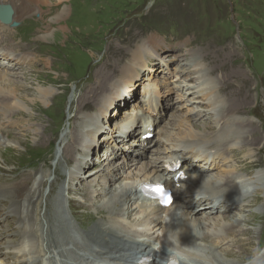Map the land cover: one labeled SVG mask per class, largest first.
Wrapping results in <instances>:
<instances>
[{
	"label": "rangeland",
	"instance_id": "obj_1",
	"mask_svg": "<svg viewBox=\"0 0 264 264\" xmlns=\"http://www.w3.org/2000/svg\"><path fill=\"white\" fill-rule=\"evenodd\" d=\"M62 7L51 11L39 5L38 13L22 17L13 28L0 23V29L14 37L9 40L11 45L21 47L25 42L30 43L36 56L33 59L32 53H20L27 60L21 59L14 64L16 53L0 48V71L17 74L13 78L6 75V80L12 82L3 86L5 91L0 98L9 96L18 101L22 109H12L15 114L12 117L0 116L3 121L0 125V185L8 187L22 183L23 188L27 182L31 183L29 187L36 186L40 177L43 181L40 195L34 198L37 206L32 214L34 222L21 234L23 237L35 233L37 242H27V239L19 242L18 237L12 235L15 232L11 228L16 220L0 222V252L14 257L6 262L0 259V264L25 262L30 256L35 258L37 254H32L35 250L39 258L43 256L41 229L36 224L54 218L44 216L51 186L57 185L50 201L60 194L68 219V205L84 203L82 190L90 194L93 202L96 200L94 192L99 193L108 183L102 181V174L109 177L119 173L106 190L105 198L96 203L98 207L110 203V195L114 201L122 193L139 192L132 180L142 165H147L146 170L154 163L173 167L175 170L169 172L171 178L179 170L183 179L173 177V182L181 191L192 189L194 184L196 187L200 177L207 183H221V176L235 166L229 155H219L220 142L195 146L188 141L190 136L197 139L207 133L206 128H219V115L231 102L244 103L243 109L230 113L231 117L227 115V120L220 123L223 135L219 140L229 138L228 146L223 148L234 149L239 159L249 160L239 167L242 171L248 170L245 171L247 177L234 184L242 186L246 192L243 203L252 204L247 212L263 216L257 223L252 221L253 228L247 222L249 213L241 217L243 226L239 229L248 239L245 241L247 250H240L244 255L250 254L258 241L249 235L250 228L256 233L264 229V210L260 206L264 201V0H66V15L47 23L51 17H57ZM42 12L52 15L49 13L50 16L42 21ZM47 27V31L52 30V37L47 41L38 39V33L36 36L31 33ZM5 52L7 56L3 59L1 56ZM180 53H183L182 58L190 55L195 65L184 64ZM195 70H201L207 79V85L200 90L211 82L209 86L215 98L205 99L182 89ZM39 89L48 91V102L32 106L28 101L37 98ZM198 115L207 121V127L202 122L194 128L189 126ZM243 125H253L258 137L253 139L249 127ZM76 135H81L80 140H73ZM182 142L190 146L180 147ZM173 147L177 148V156L168 159L165 149ZM63 150L70 153L68 162ZM192 152L205 156L194 157ZM189 159L193 164L185 166ZM110 162L113 173H109L107 164ZM200 164L209 171L199 170L195 176L191 168L197 166L194 167L196 171L201 168ZM68 186L77 187L76 193L67 192ZM255 189L260 191L254 193ZM189 196L188 193L187 198ZM257 197L262 202L256 206ZM134 204L131 206L137 207ZM123 207L117 206L115 210L123 211ZM145 209L146 213L133 210L129 221L118 220V224L127 229V238L134 243H145L160 236L163 240L159 244L161 251L169 255V244L161 232L151 230L149 224L134 227L136 221L148 215L153 205L147 204ZM1 210L0 207V213ZM182 215L185 223L192 217L188 218L176 201L169 211L158 213L168 226L172 222L179 223ZM238 217L237 214L233 219ZM196 220L201 221L203 228L197 223L194 233H205V236L216 233L213 231L215 223L220 229L226 226L223 217ZM69 221L75 224L73 219ZM162 227L161 222L155 229ZM136 231H143L145 235L132 237ZM262 245L255 253L253 251L249 260L240 263L225 258V246L216 247L214 242L191 243L173 253L180 262L188 264H249L254 257L261 264L264 239ZM235 253L240 255L237 248ZM15 256L20 259L16 260ZM66 261L74 264L69 259ZM53 262L60 264L59 260L49 262L46 257L40 264Z\"/></svg>",
	"mask_w": 264,
	"mask_h": 264
},
{
	"label": "bare ground",
	"instance_id": "obj_2",
	"mask_svg": "<svg viewBox=\"0 0 264 264\" xmlns=\"http://www.w3.org/2000/svg\"><path fill=\"white\" fill-rule=\"evenodd\" d=\"M42 4L46 9L49 8L51 11L54 10L52 8L55 7L58 8L61 5L63 6L62 10L57 15V17L56 18L55 16L53 18L51 17L49 22L47 23H52L54 19L55 21H57L59 17H64L66 15V10H65L66 0H0V6L8 5L11 7L13 11L12 21L14 22H17L19 19L27 15L38 13L39 5ZM49 13L42 12V21L44 20L45 17L52 15L51 13L49 15ZM48 28L49 27L42 28L41 32L33 30L31 33L32 35L35 36L38 33L39 34L38 39L42 41L44 40L47 41L50 37H52V30L47 31ZM13 39L14 37L8 35L3 28L2 30L0 29V48H5L8 51L10 50L12 53H16V55L13 54L15 56L13 57V60L15 61L14 64L20 63L21 59L24 60L26 59L23 56H20V53H32L34 54L33 59H35L36 56L34 51H32L31 49L32 45L30 43L25 42L24 45L21 47L17 45H11L9 40H13ZM11 52L10 54H12ZM6 54L7 53L5 52V54H3L1 58L3 59L6 58L7 56ZM182 54L183 53H180L178 55L181 56V60L184 62V64L189 65V67H193L195 65V60L191 59L190 55L189 58L187 57L182 58ZM200 71L201 70L199 71L195 70L193 72V75L191 73V76L187 80L188 82L183 86L182 89L186 90L188 93H193L194 95L202 96L205 99L215 98L214 96L215 92L213 91L212 86H209L211 82L208 83V87L205 88L203 91L200 90V88L204 86V84L207 85L206 83L207 79H205V74H203V72ZM6 75H8V77L10 78L17 77V74L15 72L8 70L0 71V95L1 93H3V91H5L4 87L8 86V84L10 85L11 84L10 82H12L6 80ZM220 92H222L221 89ZM47 93L48 91L39 89L37 91V98L33 100H29L28 101L29 104L33 106V104H37V103L42 104L44 102H48L47 100L48 98H46ZM238 104L235 105L234 102H231L222 109V112L220 113L219 115L220 117L218 119L219 128H216L215 126L212 125H211L212 129L206 128L207 129L206 130L203 128L207 133H203L204 130H201L203 133L202 136H199V138L197 139H194L192 136H190L188 141V144L195 146L201 144L205 146H209L212 143L213 145H215L218 142H220V146H222V149H220L219 155L221 154L229 155L230 158L233 160L235 166L229 170L228 174L227 172H225L221 176V179L223 180L221 183L218 184L213 182L207 183V181L200 179L202 178L200 177L199 179L196 180V182L198 183L196 187L194 184V187H192V189H186V190L182 189L181 191L177 189L176 187L177 183L173 182V177H175L180 172L179 170L176 171L173 177L171 178L170 177L171 173H169L170 172L169 169L171 167L169 166L165 167V165L164 166L157 165L156 163H154L153 165L149 166L148 170H146L147 165H142L141 167L142 169L138 174H136V178L132 180L134 183L137 184L135 185L136 186L135 189H138L141 184L162 186L166 191L171 193L173 202L168 209H165L164 206L158 204L157 201L144 197L141 191L142 189L141 190L139 189V192L136 193H131V191L125 192L124 194L122 193L121 196L117 197L114 201L110 195L108 197L110 203H107L105 206L98 207L96 206V203L99 201V199L105 198V196L107 195L106 190L107 191L109 190V185L111 184L113 185L112 182L115 181V179L117 178L116 174L119 173H115L114 176L112 174L109 177H105L104 176L105 174L104 175L102 174L101 176L102 181L104 183L106 182L108 183L105 184L106 185L105 187L99 189V193H97L98 191L94 192L96 193L95 195L96 200H94L93 202L91 200L90 194L86 190H82L81 192H82V198L84 199V203L82 205L73 202L70 203L68 205L69 216H70L68 219L65 218V211L59 199L60 194L57 195V197L54 200L52 199L50 201V196L54 195L57 185L53 187L51 186L52 193L49 192V196L46 198V203H45L46 214L44 216L49 215V216H53L54 218H52L50 221L46 219L49 222L40 221V224L39 223L36 224V226H40V229L42 230V231L40 230V238L42 240L41 245L44 246L43 256L39 258L38 253L35 250V252H32V254L33 253L37 254L35 258H33V256H30L29 260L27 259V261L25 262L16 263L15 261H13L14 264H40L43 257H46V260H48L49 262L59 260L60 264H68L66 261L68 259L73 261L74 264H92V263L93 264L95 263L138 264V261L141 260L143 257L150 258L151 259L150 264H171V263L188 264L185 262H180L176 258L175 259L171 258L170 255L164 254L161 250H159L157 247L161 246L159 244L163 240L161 241V238L158 235L155 238H152V241H148L145 243H134L127 238V233H126L127 229L125 230L124 226L118 224L119 223L118 220L129 221L131 219L130 217L131 212H133V210L135 209H137L138 211L141 210V212L146 213L145 207L147 206V204H152L153 209L142 220L136 221L133 225L135 227V226H144L146 224H149L151 230H156L161 232L162 236L164 235V239L169 244L168 250L170 249L174 252V250L176 251L181 247L184 248V246H189V244L191 243L207 244L210 242H214L216 247H223V245L225 246L224 247L225 249L223 251L225 258L236 259L238 263L249 260L251 258L253 251L255 253L260 247L263 246L262 240L264 239L263 227L259 229L257 233L251 232L252 229L250 228L251 231L249 235L255 238V240H258L257 245L256 247L252 248L254 250H252V252L248 255H244L243 252L240 250L241 248L246 249L245 241L248 239L245 236V233H241L239 229L240 227L243 226V220L241 219V217L249 213L247 212L249 210L248 207H250L252 204L243 203V200H246L247 197L245 194L246 192H244V188H242V186H237L234 184V182L238 180L240 181V179H244L245 177H247L246 175L248 174H246L245 171L248 170L244 169V171H242L239 169V167L240 165L247 163V161L249 160L247 159L246 161H243L241 158L239 159L238 155L234 154V149L226 150L225 148H223L225 146H228L227 144H229L228 141L230 140L229 138L226 137V139L223 140L220 139L221 141L219 140V138L222 137L223 135L221 133L223 126H220V123L222 122L223 124L224 121L227 120L226 119L227 115H229L230 113L231 114L236 113L235 111L239 110L240 108L241 110L243 109L244 103L243 104L240 103L241 105ZM12 109L16 111L18 109L22 110L21 104L16 100L14 101L11 100L9 96L8 97L2 96V98H0V113H1L0 116L12 117V115H15L13 114L14 112H12ZM229 116L231 117V115ZM195 119L196 120L192 119L189 125L191 128H194L195 126L197 127V125L200 124L201 122L204 123L205 127L209 125L206 124L207 121L202 120L201 115H198L197 117H195ZM2 122L3 121H0V125ZM6 123L12 124V122L10 121L9 122L6 121ZM13 123L15 122L13 121ZM243 126L249 127L250 129L249 135L253 137V139L258 137V132L253 125H243ZM186 136L188 137V135ZM80 138L81 135H76V137L73 140L78 141L80 140ZM183 144H186L187 147L190 146L187 144V142L184 143L182 142V144H180L179 146L183 147L184 146ZM165 150L167 151L166 157H168V159H170L172 156H177L176 147L167 148ZM63 151L62 152L64 153V158L66 162H68L70 153L68 150H63ZM239 152L242 153L243 148L240 149ZM191 154H193L194 157H196L195 155L202 157L205 156V155L195 154L193 152ZM208 154L209 153H207V155ZM257 154L258 152L255 155ZM200 160H202V158H199V161ZM260 162L262 166L261 158H260ZM190 164H193L191 159L187 160L185 166ZM107 165L110 168L109 170L111 171L109 173H113V169H114L113 163L110 162ZM200 166L201 168L199 169L196 168V171L194 170L195 169L194 167L197 166H194L193 168L189 166L191 169H193L192 172L196 174L195 176L198 175L199 170L203 171V173L205 171H209L208 167L206 168L201 164ZM258 168L260 167H257V169ZM23 175L24 177L29 176V174H23ZM40 178L36 186L32 185V187H29L31 186V183L29 182H27L26 186L24 185L25 187L23 188L21 185L22 183L20 185H12V186L9 185L8 187L7 186L2 187V185H0V207L2 208L0 213V222L5 221L8 223V221L10 220L11 221L16 220V223L14 222V225L11 228V230H13L14 228L15 233H13L12 235L17 236L19 242L23 239H27V242L31 240H33V242L35 243L37 242L35 233L23 237L21 234L25 232L28 225L34 222L32 218V214L37 209L36 200L34 198L37 195H40L38 194L39 188L41 187L43 182L42 179ZM9 179L11 180L12 177H10ZM5 182H8V180H5ZM76 189L77 187L75 186L74 187L68 186L66 191L70 193H76L75 192ZM260 189L262 190V188ZM245 190L248 193V190L246 188ZM78 191L80 190H77V192ZM254 191H255L254 193H258L257 191L260 190L255 189ZM188 193L190 196L187 198ZM249 195L251 196V194ZM141 197L142 200H139ZM174 201H176L179 208L182 207L187 217L190 215L192 217L191 218L188 217L189 221L186 220L185 223L183 219L184 216L182 215V220L179 223L172 222L168 226V224H165L163 221H161V219L158 216V213L164 210L169 211ZM247 201L250 203L252 200L249 199ZM255 202L256 204L254 205L257 206V204L262 202V200H260V198L257 197L255 198ZM134 203L137 205V207L131 206V204L133 205ZM112 205L115 206V209H117V206L122 205L124 206L123 207L124 209L123 211L122 210L118 211L113 209ZM195 205L196 207L192 208ZM95 206L97 209L95 208ZM260 206L262 210H264V201ZM91 208H93L94 211H91ZM215 214H218V216H215ZM237 214L238 216H240V218L238 217L239 219H233V217ZM257 214L256 215L255 213L248 214L247 222L250 225V227H252L251 226L252 221L257 223L263 217L262 214L261 215H257ZM231 216L233 217L231 218ZM207 217L209 218L223 217V221L226 222V226H223L220 229L218 228L219 227L218 223H215L216 227H213L215 228V230L213 231H215L216 233L207 234L206 236L204 235L205 233L204 234L194 233V226L197 225V223L199 222L201 224V221L200 220L198 221L196 219L197 218L206 219ZM70 219H73L75 224L70 223L69 221ZM42 222L46 225H43ZM161 222L163 223L162 229L161 230L155 229L157 226H159ZM15 224L16 227H14ZM200 226L203 228L202 224ZM120 231L123 232V234ZM144 235L145 232L136 231L135 233L132 234V237L140 238ZM5 248L9 249L7 246ZM236 248H237V252L240 254L239 256L235 253ZM15 258L16 260L20 259V257L17 258L16 256ZM0 259L3 260V262H6V261L14 260V257L11 255L3 254V252L2 253L0 252ZM53 264H55V262H53ZM261 264H264V258Z\"/></svg>",
	"mask_w": 264,
	"mask_h": 264
},
{
	"label": "water",
	"instance_id": "obj_3",
	"mask_svg": "<svg viewBox=\"0 0 264 264\" xmlns=\"http://www.w3.org/2000/svg\"><path fill=\"white\" fill-rule=\"evenodd\" d=\"M13 11L10 6H0V23L11 28L18 26L17 23L12 21Z\"/></svg>",
	"mask_w": 264,
	"mask_h": 264
},
{
	"label": "snow or ice",
	"instance_id": "obj_4",
	"mask_svg": "<svg viewBox=\"0 0 264 264\" xmlns=\"http://www.w3.org/2000/svg\"><path fill=\"white\" fill-rule=\"evenodd\" d=\"M180 178L183 179V174H181ZM154 191L160 194V202L162 206L168 207L172 204V197L164 194L165 190L162 186H155Z\"/></svg>",
	"mask_w": 264,
	"mask_h": 264
},
{
	"label": "clouds",
	"instance_id": "obj_5",
	"mask_svg": "<svg viewBox=\"0 0 264 264\" xmlns=\"http://www.w3.org/2000/svg\"><path fill=\"white\" fill-rule=\"evenodd\" d=\"M249 264H258L257 258H253L252 260L249 261Z\"/></svg>",
	"mask_w": 264,
	"mask_h": 264
}]
</instances>
